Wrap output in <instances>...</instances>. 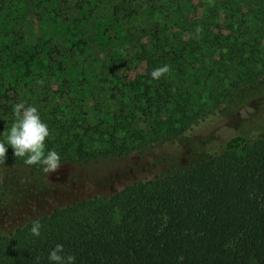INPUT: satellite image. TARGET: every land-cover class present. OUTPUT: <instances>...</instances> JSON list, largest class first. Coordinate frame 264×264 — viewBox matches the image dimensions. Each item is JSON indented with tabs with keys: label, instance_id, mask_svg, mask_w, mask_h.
Returning <instances> with one entry per match:
<instances>
[{
	"label": "rangeland",
	"instance_id": "obj_1",
	"mask_svg": "<svg viewBox=\"0 0 264 264\" xmlns=\"http://www.w3.org/2000/svg\"><path fill=\"white\" fill-rule=\"evenodd\" d=\"M116 8L123 11L115 15ZM163 28L161 39L177 33L190 51L183 68L163 78L194 90L196 101L211 104L215 97L221 105L211 106L182 144L152 143L87 164L61 161L50 173L5 168L0 233L159 174L195 155L196 144L216 150L233 135L264 129V0H0V98L12 110L3 117L2 139L16 120L14 105L24 103L38 108L49 137L77 134L88 146L104 145L107 136L99 133L123 121L128 105L119 95L146 73L139 46ZM251 70L259 73L253 86L245 81ZM123 130L115 134L125 136Z\"/></svg>",
	"mask_w": 264,
	"mask_h": 264
},
{
	"label": "trees",
	"instance_id": "obj_2",
	"mask_svg": "<svg viewBox=\"0 0 264 264\" xmlns=\"http://www.w3.org/2000/svg\"><path fill=\"white\" fill-rule=\"evenodd\" d=\"M122 11L116 8L114 14ZM156 33L136 54L145 63L143 79L119 95L128 100L121 109L123 121L99 133L107 137L98 148L77 134L64 140L63 135L50 136L46 148L60 144L61 161L87 164L125 158L152 143L182 144L206 121L211 106L221 105L215 97L211 104L196 101L194 90L163 78L174 66L182 69L190 51L177 33L171 39H161L164 28ZM165 65L166 73L151 77L154 68ZM258 75L249 71L247 85L253 86ZM11 113L0 98V135L3 117ZM122 129L125 136L115 134ZM197 147L188 160L159 174L54 207L0 233V264H50L48 254L56 244L76 257L75 264H264V129L233 135L216 150ZM24 160L9 146L0 160V193L5 168L27 166L32 173L43 172L40 165ZM35 219L42 225L39 236L31 232Z\"/></svg>",
	"mask_w": 264,
	"mask_h": 264
},
{
	"label": "clouds",
	"instance_id": "obj_3",
	"mask_svg": "<svg viewBox=\"0 0 264 264\" xmlns=\"http://www.w3.org/2000/svg\"><path fill=\"white\" fill-rule=\"evenodd\" d=\"M168 71V67L154 68L150 73L154 79H159ZM13 111L16 120L8 130L6 139H0V160H5L9 146L16 157H24L27 165H40L45 173L55 171L61 165L60 155L55 150L46 148V138L50 135L47 123L42 119L36 106L16 103ZM42 225L39 219L32 221L31 232L40 235ZM50 264H75L76 257L65 254L64 246L56 244L49 252Z\"/></svg>",
	"mask_w": 264,
	"mask_h": 264
}]
</instances>
